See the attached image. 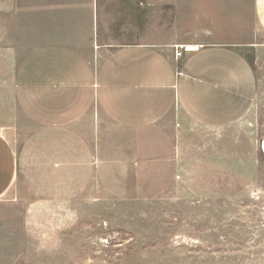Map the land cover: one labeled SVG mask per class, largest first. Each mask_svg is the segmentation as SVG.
Returning a JSON list of instances; mask_svg holds the SVG:
<instances>
[{
  "label": "crops",
  "instance_id": "0c3cea01",
  "mask_svg": "<svg viewBox=\"0 0 264 264\" xmlns=\"http://www.w3.org/2000/svg\"><path fill=\"white\" fill-rule=\"evenodd\" d=\"M24 1L41 11L36 24L0 0V199L23 188L28 207L111 198L131 171L169 164L173 183L212 191L203 172L224 169L226 145L255 138L264 40L150 38L136 0ZM253 8L264 36V0ZM24 40L41 44L21 51Z\"/></svg>",
  "mask_w": 264,
  "mask_h": 264
},
{
  "label": "rangeland",
  "instance_id": "374dc122",
  "mask_svg": "<svg viewBox=\"0 0 264 264\" xmlns=\"http://www.w3.org/2000/svg\"><path fill=\"white\" fill-rule=\"evenodd\" d=\"M136 1L150 38L155 30L176 38L179 29L184 40L242 45L256 36L264 40L254 0ZM24 2L16 0L18 23L28 14L36 24L41 11L26 10ZM17 44L25 51L26 45L41 42ZM244 53L252 55L247 48ZM255 66V138L226 145L218 155L224 156V169L203 172L214 176L212 191L185 187L181 178L173 183L178 179L170 164L156 173L131 171L125 186L113 185L111 198L98 195L96 201H42L28 207L25 188L21 197L12 191L13 198L0 199V264H264V53ZM13 141L18 144L19 138Z\"/></svg>",
  "mask_w": 264,
  "mask_h": 264
},
{
  "label": "built area",
  "instance_id": "2783aa9c",
  "mask_svg": "<svg viewBox=\"0 0 264 264\" xmlns=\"http://www.w3.org/2000/svg\"><path fill=\"white\" fill-rule=\"evenodd\" d=\"M188 50H190V48L187 46H183V45L174 47V55L175 57H180L183 55V52H186ZM261 147H262V150L264 151V141H262Z\"/></svg>",
  "mask_w": 264,
  "mask_h": 264
}]
</instances>
